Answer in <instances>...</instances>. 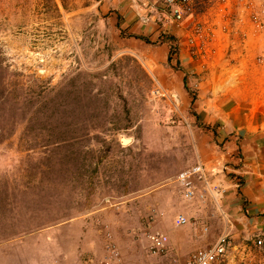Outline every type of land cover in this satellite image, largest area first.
Returning a JSON list of instances; mask_svg holds the SVG:
<instances>
[{
    "label": "rangeland",
    "instance_id": "1",
    "mask_svg": "<svg viewBox=\"0 0 264 264\" xmlns=\"http://www.w3.org/2000/svg\"><path fill=\"white\" fill-rule=\"evenodd\" d=\"M96 2L0 0V264H26V256L34 264L67 261L68 243L58 238L70 222L77 264H184L189 257L173 259L168 246L149 257L147 238H168L167 229L199 219L176 183L198 163L195 124L177 97L153 94L160 89L146 63L148 40L124 52ZM227 2L234 20L264 30V0H193L184 20L190 52L199 46L202 53L203 37L189 43L195 24L204 36L196 16ZM172 44L176 59L181 46ZM179 215L188 222L176 227ZM89 223L102 228L93 239ZM223 264H264V239L230 238Z\"/></svg>",
    "mask_w": 264,
    "mask_h": 264
},
{
    "label": "crops",
    "instance_id": "2",
    "mask_svg": "<svg viewBox=\"0 0 264 264\" xmlns=\"http://www.w3.org/2000/svg\"><path fill=\"white\" fill-rule=\"evenodd\" d=\"M95 4L97 14L109 25L111 38L127 47L124 52H137L135 47L146 39L147 46H152V58L146 63L157 87L177 97L186 112L184 118L194 122L199 135L197 161L208 169L229 168L212 178L213 184L226 189L220 201L214 202L202 185L197 186L193 200H185L187 207L194 204L199 208V219L194 227L166 230L170 256L182 262L193 251L212 245L224 232L233 242L264 239V30L254 28L243 17L234 20L227 2L226 9L212 8L196 16L204 27L202 53L199 46L190 52V20L163 23L162 15L139 11L131 0H97ZM146 16L149 21L143 23L140 18ZM173 41L181 46L176 59L170 55ZM64 225L67 231L59 234L58 241L68 243V260L50 259L45 264H77V225ZM86 229L96 230L95 234L88 232L91 239L102 232L94 223ZM58 251L54 247L55 255ZM26 257V264H34Z\"/></svg>",
    "mask_w": 264,
    "mask_h": 264
},
{
    "label": "built area",
    "instance_id": "3",
    "mask_svg": "<svg viewBox=\"0 0 264 264\" xmlns=\"http://www.w3.org/2000/svg\"><path fill=\"white\" fill-rule=\"evenodd\" d=\"M133 5H136L138 10L151 11L156 15L160 14L163 17V23L166 24H181L186 17L192 15L193 0H157L150 3L147 0H131ZM143 23H148V17L140 18ZM258 21L257 27H261ZM192 37L189 38L191 46L202 38V27L195 24L191 28ZM172 49V47H171ZM173 51V49H172ZM156 96H165V94L157 90L153 93ZM171 99L176 102V97L171 95ZM229 168L226 165H219L215 168L208 169L204 164L198 162L185 170L181 171L176 177V183L181 191L182 198L186 201H191L196 196L198 185H202L210 194L214 202L220 201L225 193V190L219 184H213L212 178L218 173H225ZM235 184L239 186L240 181L235 178ZM188 220L183 215H179L175 219L176 227L187 224ZM148 256H158L164 254L167 250L168 238L160 233L148 235ZM262 241L258 240L257 244L261 245ZM230 246V236L228 233H221L215 242L207 248L198 249L192 252L184 264H223ZM109 257H116L117 253L114 249L109 248ZM152 264V263H149Z\"/></svg>",
    "mask_w": 264,
    "mask_h": 264
},
{
    "label": "trees",
    "instance_id": "4",
    "mask_svg": "<svg viewBox=\"0 0 264 264\" xmlns=\"http://www.w3.org/2000/svg\"><path fill=\"white\" fill-rule=\"evenodd\" d=\"M144 41H146V40H144ZM172 52V51H171Z\"/></svg>",
    "mask_w": 264,
    "mask_h": 264
},
{
    "label": "water",
    "instance_id": "5",
    "mask_svg": "<svg viewBox=\"0 0 264 264\" xmlns=\"http://www.w3.org/2000/svg\"><path fill=\"white\" fill-rule=\"evenodd\" d=\"M125 141V140H124Z\"/></svg>",
    "mask_w": 264,
    "mask_h": 264
}]
</instances>
